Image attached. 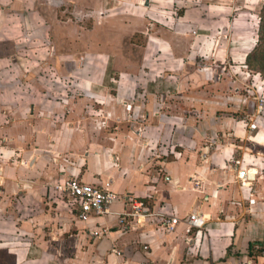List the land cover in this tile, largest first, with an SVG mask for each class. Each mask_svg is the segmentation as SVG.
<instances>
[{
	"label": "crops",
	"instance_id": "obj_1",
	"mask_svg": "<svg viewBox=\"0 0 264 264\" xmlns=\"http://www.w3.org/2000/svg\"><path fill=\"white\" fill-rule=\"evenodd\" d=\"M257 1L93 2L88 40L57 19L77 0H0V264H264V122L236 78ZM22 29L45 51L31 67ZM220 84L236 105L206 104ZM69 178L114 192L109 212L78 218ZM131 199L143 215L120 224ZM158 213L203 226L168 232Z\"/></svg>",
	"mask_w": 264,
	"mask_h": 264
},
{
	"label": "rangeland",
	"instance_id": "obj_2",
	"mask_svg": "<svg viewBox=\"0 0 264 264\" xmlns=\"http://www.w3.org/2000/svg\"><path fill=\"white\" fill-rule=\"evenodd\" d=\"M93 2L97 3L98 5H101L100 3H102L104 5V7H107V5H110V2H108V0H107V2H105V1L100 2V0H98V1L97 0H77L76 3H72L73 4L72 6H74L75 9L71 7V8H68L65 11V13H62V14L60 13V15L58 14L57 19L61 21L59 24H61L63 26L66 24H71L73 22H77L78 25H81L83 27L81 29L82 37L89 40L91 35H92V32L90 31V29L92 27V22L94 21L93 13L90 12V11H92V8H93V6H92ZM70 5H71V3H69L68 6H70ZM263 5H264V0H259V1H257V3L255 2V6H256L255 11H253V13L251 12L252 14L246 13V15H245V16H248L247 18H250V15H252L253 17L251 20L253 21V23L256 22V28L257 29H255L256 35H255L254 46L256 45V43H258V39H259V27H260V24L262 22L261 10L263 8ZM75 10H77L76 13H74ZM112 14H114V13L110 12V11L105 12V17L102 18L101 20L106 23V21L108 20V17H109V16L106 17V15H112ZM102 15H103V13H102ZM115 15H116V13H115ZM232 15H236V12H234ZM262 16H264V13H262ZM54 17L55 16L53 15L52 19H54ZM118 18L119 17H116L115 20H117ZM132 22H137V21H132ZM117 23H122V22L117 21ZM117 23L114 25V28L116 29V32L118 33V36H117L118 46L122 47L123 46L122 37L124 34V31H123L124 29H123L122 25H118ZM109 28H111V27H107L105 25L104 28L100 29V31L98 33V40L97 41H99V42L108 41L107 37L110 35V29ZM20 31H22V35L21 34L19 35ZM20 31L18 30L16 34L15 33H13V34L16 35L17 38H21L20 43H18V45H19L18 48L22 47L19 50L20 55L29 60L28 67H31V66H33L32 59H35L36 56H40L39 54L45 52L41 48L38 51H36V48H38L40 45L35 43V40H36L35 38H37V40L40 41L41 37L40 36L37 37L35 33H33L34 35L30 34L31 36H28V32H26V30H23V29ZM74 32H75V30L73 28H71V29H66L65 32H63V34L74 35ZM76 33L78 34V31ZM93 35H94L93 37H95L96 33ZM27 37H29V38H27ZM131 40H133L134 42L137 41L138 43L142 42L141 35L138 33H135L131 37ZM46 45L48 46V44H46ZM60 46H61L62 50H70V49L75 50V49H78V47L80 45L76 46V47L75 46H69L66 44H62V41H61ZM254 46H253V48H254ZM81 47L85 48V47H88V45H84ZM45 50H46V48H45ZM137 50H139V48H137ZM31 56H34V57H31ZM248 70H250L249 73L251 74V76H253V80L251 82L252 77L249 75H246V74H243V76L242 75H236L237 76L236 78L240 79L243 82L241 84L242 88L240 87L238 89V91L239 92H247L246 90L252 89L251 91H249L250 93H248V95L251 94L249 96H251V99H253V104H254L253 106H255V108H257V109L251 117H254V118L257 117L260 121L264 122V79L262 78V76L258 72L251 70L250 68H248ZM231 79H235L234 76L230 77V75H227V76H225V79H223L222 81L224 83L227 80H231ZM243 80H249V82L243 81ZM245 83H248V86H251V87H249V88H248V86L246 87ZM238 86H240V83H238ZM224 88L225 87L222 84H220L218 86V88H216L217 90H214V93L221 95V97H219V96H216V97L212 96L211 97V96H209V94H207L206 98L208 100L205 101L206 104L210 103L209 104L210 106H217V108H220V106H223V105H221V103H224V104L227 103L228 104V103L232 102L234 105H236L237 101L234 98L228 99V97L226 95H222L223 90H225ZM201 94L203 95V93H201ZM198 95H199V93L196 94L195 97H197ZM235 110L237 111L238 109H235ZM232 112H233V108H232ZM239 113H240L239 114L240 116H244L246 114V110L243 109ZM231 115L232 114L230 113L226 116H231ZM237 115H238V113H237ZM137 127L139 128L138 131L142 130L141 125H138ZM200 151H198L197 162H199V161L201 162L204 158V156L202 155V152H200ZM60 197L61 198L64 197L65 200H69V198L67 197V195L65 193H62V195L60 194ZM69 206L71 208V204Z\"/></svg>",
	"mask_w": 264,
	"mask_h": 264
},
{
	"label": "built area",
	"instance_id": "obj_3",
	"mask_svg": "<svg viewBox=\"0 0 264 264\" xmlns=\"http://www.w3.org/2000/svg\"><path fill=\"white\" fill-rule=\"evenodd\" d=\"M60 189L67 195L71 207L76 210L77 216L81 220L108 213L111 204L117 198V195L108 189L82 183L76 178L65 180ZM142 209L143 204L141 202L131 199L128 212L119 215L118 222L124 225L127 217L134 219L142 216ZM156 215L159 217L160 226L168 232L174 231L180 223H185L188 228H201L203 226V220H200L199 216L195 214L185 218L160 213Z\"/></svg>",
	"mask_w": 264,
	"mask_h": 264
},
{
	"label": "trees",
	"instance_id": "obj_4",
	"mask_svg": "<svg viewBox=\"0 0 264 264\" xmlns=\"http://www.w3.org/2000/svg\"><path fill=\"white\" fill-rule=\"evenodd\" d=\"M262 13H264V5L261 10L262 22L259 27L258 43H256L252 51L247 55L246 64L248 68L258 72L264 79V16H262Z\"/></svg>",
	"mask_w": 264,
	"mask_h": 264
},
{
	"label": "bare ground",
	"instance_id": "obj_5",
	"mask_svg": "<svg viewBox=\"0 0 264 264\" xmlns=\"http://www.w3.org/2000/svg\"><path fill=\"white\" fill-rule=\"evenodd\" d=\"M250 172H253V171H250ZM251 174V173H250Z\"/></svg>",
	"mask_w": 264,
	"mask_h": 264
}]
</instances>
